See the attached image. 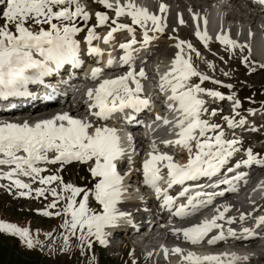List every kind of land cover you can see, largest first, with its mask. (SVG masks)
Returning a JSON list of instances; mask_svg holds the SVG:
<instances>
[{
  "label": "snow or ice",
  "instance_id": "1",
  "mask_svg": "<svg viewBox=\"0 0 264 264\" xmlns=\"http://www.w3.org/2000/svg\"><path fill=\"white\" fill-rule=\"evenodd\" d=\"M98 2L106 9H114L117 17L111 21L115 27L108 32L104 42L109 43L113 33L121 30H126L131 34L132 39L120 45L124 53L120 58L121 63L129 70L115 79L103 80L94 92L91 89L88 91L87 96L91 101L90 115L97 121H107L115 114H125L126 110H131L132 114L150 110L153 102L143 95L142 80L147 79L146 72L143 68L137 72L134 67L133 45L138 43L135 39V31L131 26L120 24L117 21L119 17L127 15L131 18L132 24L143 28L142 43L144 45L150 42L149 31L162 33L166 24L160 16L150 14L146 9L138 8L132 2L126 5H122L120 0H116L115 5L109 3V0H98ZM6 5V10L3 12L6 23L0 26V98L32 97L33 93L29 91L30 84H43L45 77L58 71L65 64H71L74 67L79 65V44L74 36L82 29L77 26L76 21L79 18L86 23L90 16L79 5L78 0H6ZM73 6H75L74 10H72ZM159 11L166 12V6L161 4ZM198 19L199 17L194 14L193 20ZM96 20L97 26H104L109 17L104 13H97ZM149 21L151 28L148 27ZM179 23L181 25L185 23L182 17ZM204 24H207L206 19ZM10 25L14 26V32L11 31ZM31 25L39 26L38 30ZM44 25L48 26L47 29ZM249 35L251 36V33ZM196 36L207 47L209 37L206 31L205 34H201L199 24H197ZM95 39H99L95 34V28L88 29L89 54L102 55L99 48L92 47ZM217 39L221 44L232 48L240 47L227 35H220ZM175 47L178 51L172 60L171 68L160 77L159 82L160 92L167 94V111L172 119L157 114L154 123H158L167 129L169 135L176 137L174 140H162L161 143L165 147L183 148L188 152V160L184 165L174 162V157L161 152L156 141L153 140L151 151L142 168L144 185L153 190L157 199L162 200V207L170 211L174 209L175 217L186 219L212 205L214 198L223 197L225 192H198L195 196H187L188 189H184L180 197H185L187 203L177 205L176 198L160 187L164 179L161 172L167 169L169 189L177 184L183 185L186 181L197 180L200 177L211 178L216 175L235 153L241 151L242 141L225 139V132L219 124L211 123L203 118L208 114L215 117L217 110L213 109L209 113L206 101L202 97L231 101L235 116L239 115L237 110L241 104L234 95L225 97L218 91L208 90L201 86L205 81L217 85L222 82L212 80L211 77L196 69L192 63V53H195L197 58L200 57V53L191 43L181 40ZM37 56L39 59L36 58ZM112 64L113 61L110 59L108 67L111 68ZM208 67L215 69L211 63ZM100 75H102V69L95 68L91 73V79L95 81ZM224 75L227 76L228 73ZM194 77L198 78L200 83H193ZM224 86L232 88V85ZM52 91L55 92L54 89ZM132 114L125 115L127 122L135 119ZM235 116L224 117L229 129L235 130L246 123L242 118L236 120ZM193 142L196 149L194 155ZM49 153L53 154L51 158ZM245 155L246 159L237 162L235 168H229L228 171H235L242 166L264 167V158H259L251 148L245 150ZM125 156H128L129 163H131V155L122 146L115 128L106 125L97 126L91 119L74 118L68 113L57 114L51 119L41 120L35 124L27 121L22 124H0V180L9 181L8 190L11 192L15 188L20 197H32L33 191L35 192L33 198L38 199L42 196L47 198L46 193L52 196L51 203L46 205L45 210L40 214L45 217L53 215L65 217L61 225L65 230L61 249L64 253L70 250L71 237H76L80 241L82 254L85 247L89 249L92 247V237H95L101 245H105L107 243L105 229L116 226L118 221L126 216L117 208L124 195V177L118 172L117 165ZM72 162L90 163L89 172L95 181L92 189L65 184L62 177L57 174L41 175L47 171L46 168L39 166L41 164L63 166ZM4 168L7 171H4ZM58 171H62V167ZM243 175L240 173L219 183L228 185L229 190L235 192L237 189L233 180L239 181ZM20 176L29 178L31 182H23L18 178ZM37 182L41 187L33 190L32 184ZM55 182H59L57 187H46ZM81 193L83 197L77 202L76 198ZM90 197L101 206L100 212L89 207ZM199 197H207V199H199ZM62 200L65 204L60 210L55 213L49 211V209H56ZM227 211L228 207L223 206V211L217 209V214L211 220L185 229L174 230V234L182 232L185 241L192 245L204 242L205 237L213 229L220 231L207 240L209 245L227 238L245 240L255 238L256 233L248 228H244L240 235L231 227L225 233L224 225L217 221L223 220L224 213ZM239 219L243 221L245 215L242 213ZM226 223L230 225L235 223V220L229 218ZM257 226H264V217L257 220ZM0 233L18 237L29 250L38 246L43 247L39 240L32 238L28 228H20L15 224L0 221ZM48 235L51 238V234ZM54 250L50 248V251ZM172 252L182 254V249L177 247ZM242 259L246 260L247 257L241 258L228 253L200 257L192 252L183 256L187 264H239ZM89 264H94V259L90 260Z\"/></svg>",
  "mask_w": 264,
  "mask_h": 264
},
{
  "label": "rangeland",
  "instance_id": "2",
  "mask_svg": "<svg viewBox=\"0 0 264 264\" xmlns=\"http://www.w3.org/2000/svg\"><path fill=\"white\" fill-rule=\"evenodd\" d=\"M78 2L79 5L90 16V19L86 23L79 18L76 21L77 26H79L82 30L77 33L74 38L77 40V42H79L78 44L84 45L87 42L88 29L95 28L96 36L98 34L108 33L112 28L111 26L113 25L111 21L117 19V17L110 12L111 10L104 9L103 13L109 17V20L104 26H97V13L95 12V9H93V7L90 6V3L86 0H78ZM6 6V0H0V26H3L6 23L3 17V12L6 10ZM74 7L72 10H74ZM124 19L128 20L131 18L127 16L124 17ZM167 24L169 25L171 23ZM189 25L191 26L189 23L186 24L187 27H189ZM31 26L38 30L39 26ZM171 26L175 30L180 27L187 28L184 25L181 26L180 23H174ZM44 27L47 29L48 26L44 25ZM10 29L13 32L15 31L14 26L10 25ZM188 29L193 37L188 34V39L182 36L171 41L176 44L181 40L191 43L193 47L200 53L199 58L196 57L195 53H192V63L196 69L199 72L211 77L212 80H218L222 82L220 85H217L209 81H205L202 86L205 88H217V90L225 97L234 95L236 99H244L246 101H244V108H249L247 105L251 103H254L251 107H254L256 104H258L256 109H253L250 111V113L248 111H238L239 115L235 116L236 120L240 117L248 116L249 114L253 115L252 113H254V116L264 114V92L262 90V88H264V67H261L264 65V63L260 62L259 58L253 56L249 47H247L242 41L235 40L237 43H239L237 45L240 46L237 48H232L229 45L226 46L222 44L214 46V49L206 48L202 43L200 44V39L198 40L195 31H193V29L190 27ZM114 35L115 39L113 38L111 40H117L116 38L119 36H125L124 34L120 33H116ZM158 42L159 43L157 44L160 46L159 48L161 50H165L168 41L163 39L158 40ZM240 44L244 46V48H242ZM245 58H247V62H245ZM209 63L215 66L214 70L208 67ZM224 73H228V75L225 76ZM193 82L200 83L199 79L195 77L193 78ZM224 85H233V88L224 89ZM227 102H229V100L225 99V104H221L220 107H216L212 105V103H207L209 113L211 110L215 109L217 110V115L212 117L210 114H208L203 117L204 119L209 120L211 123L219 124L225 132V139H238L242 141L240 145L241 151L235 153L226 164L233 166L237 163V160L239 162V159H246L247 157L245 155V150L248 148L252 149L257 147L260 149V153H258V155H264L263 141L257 142L254 140V138L248 136L239 137L237 135L231 134L223 128L222 124L224 125V117L232 118L235 115L232 108L228 110V108L224 106L227 104ZM261 130V132L264 133V127ZM209 135H212V133H209ZM256 140H258V138ZM182 158L183 156L180 155L179 159ZM61 167L62 171H58L61 169ZM84 167L79 168L78 163H74L73 165L65 167L57 165L54 174L61 176L65 184H72L76 187L84 189H92L95 181L91 177L89 166L87 165V169ZM58 183L59 182H55L50 187H57ZM64 195H67V193H64ZM16 196H19V194L14 193V191L0 196V221L15 224L20 228H28L32 238L34 240H39L43 247L38 246L29 250L18 237L0 233V264H88L87 260L90 261L93 259L94 264H133L132 256L136 252H130V250H126V252L123 253L122 258H120V251H106V249H104L102 245L99 244V241H96V239L92 238V247L90 249L85 247L83 254L81 253L80 241L76 237L70 238V250L66 253L62 252V236L65 234V230L61 227V225L63 224L65 217L63 215L45 217L40 213H32L30 211H32L31 209L35 208V204L38 201L37 198H33L35 195H32V197L20 198H17ZM46 197L47 198L42 196L40 198L41 204H39V202L37 203L38 211H41V209L45 210L46 205L51 203L53 199L52 196L46 193ZM82 197L83 193H81V195L76 198L77 202H79ZM15 198L17 200H13ZM64 204L65 201L62 200L56 209H49V211L55 213L56 211L60 210ZM89 207L96 212L101 211V206L92 197H90L89 200ZM14 214L17 217L12 216ZM1 216H4V218L1 219ZM48 234H51V238H49ZM77 235H79V233H77ZM50 248H54L55 250L50 251ZM138 256L139 254H137V257ZM255 264L260 263L255 262Z\"/></svg>",
  "mask_w": 264,
  "mask_h": 264
},
{
  "label": "bare ground",
  "instance_id": "3",
  "mask_svg": "<svg viewBox=\"0 0 264 264\" xmlns=\"http://www.w3.org/2000/svg\"><path fill=\"white\" fill-rule=\"evenodd\" d=\"M86 1H88L89 3L92 2L91 3L92 7L95 10H102L103 9L98 4L94 3L92 0H86ZM124 1L125 0H120V2H124ZM212 1L213 0H198V1H196V0H129V2L134 3L138 8H144V9H146L149 6H153L155 4V8L156 9H155V13L154 14L157 15V16H158L159 13H161L159 11L160 5L163 4V5L166 6L167 11L163 12L161 15H159L162 18V20L164 21V23L166 24V27L164 28V31L162 33L149 31L148 34H149V37L151 38L150 42H149L151 45H154V46L157 45V47H159L158 44H157V43H159L158 40H163L164 39L165 41H168L167 47L164 46V47H166V49L165 50H161L160 48H158V52H157V53H160L161 56H165V55L169 56L168 60H173L174 57H175V54L178 51V49L175 47L176 43H174L171 40L177 39L178 37H182V36L186 37L188 39V34L190 36H192L190 34L189 29H188L189 27H187L186 24L187 23L192 24V23L197 22V20L194 21L192 19V14H196V12L199 11L197 9H202V8H204V6H207V7L211 6ZM232 4L233 5L230 6V10L229 11H228V7H226L228 22L233 24L234 28L236 30H238L239 32H241L247 40H251V38H253L252 39V43L250 44V46L248 45L250 47L249 49L251 50V53L253 54V56L259 58L260 62L264 63V27H263L264 26V21L260 22V19H259V16H258L259 14H254V12L250 11V10H242L240 8V5L237 4L236 1H233ZM189 8H194L196 10H191L192 14L190 15V13L188 12ZM208 9H206L205 12ZM205 12L203 14H205ZM263 12H264V8L258 10V13H260V14L263 13ZM121 17L124 18V17H127V15H124V16H121ZM181 17H182V19L185 22L183 25L186 26L187 28L180 27V28L175 30L174 28H172L171 25L174 24V23H176V24L179 23V19ZM128 20H130L128 25L131 26L134 30H136L139 34H141L140 37H139V41L143 42L144 29L141 28L139 25L132 24L131 19H128ZM167 23H171V24L168 25ZM183 25H181V26H183ZM148 27L149 28L152 27L150 21L148 22ZM208 27H209V23L206 24L204 29L201 28L199 30L200 31L201 30L205 31L206 28H208ZM193 31H195V33H196L197 32V28L193 27ZM224 32L226 33V31H224ZM250 33H251V36L249 35ZM107 35L108 34H106V33L101 34L99 36V39H96L95 42L101 41L102 37L103 36L106 37ZM122 38L123 37H119L118 40H122ZM189 40H191V39H189ZM201 43H202V41L200 40V44ZM237 44H239V43H237ZM217 45H219L218 42H214L212 44V46H217ZM80 46H82V45L79 44V47ZM84 46L87 47L88 43H86ZM241 47L244 48V46H242V45H241ZM171 65H172V61L171 62H166V64L164 66L165 67H171ZM74 70H76V69H73L72 71H70V73L73 72V74H75ZM85 109L86 108L79 107V106H77L75 109L73 107L71 112L68 113V114L71 115L74 118L82 119L84 117L83 114H84V110ZM63 113H65V111H63ZM59 114H62V112L59 111ZM155 115H157V112L155 113ZM165 116H168L169 119H172V116L169 113H167ZM47 117H48V114H42L41 116H38V119L47 118ZM152 122H154V121H149V123H152ZM96 124L98 126L97 122H96ZM161 129L164 130L165 128L164 127L161 128V126L158 123H154L150 127H148V129H145V134L147 133V134H151V135H158V134L162 135L163 131ZM117 132H118V135L120 136V139H121V137H122L121 135L124 134V133L120 132V131H117ZM167 137L171 138L173 140L176 139L175 136H172V135H169V134H168ZM157 142H158L157 146L163 145V143H160L159 141H157ZM192 146H193V155H194L195 154V150H194L195 149V143L194 142H193ZM174 150H176V148ZM52 155L53 154L49 153V157L50 158H51ZM182 155H183L182 159H179V157L174 158V161L176 163L180 164V165L186 164L187 160H188V152L186 150H184ZM136 159H137L136 162H137L138 166H139V164L143 165V163L145 161V158L137 157ZM47 165L50 166L52 164H47ZM142 165H140V167H142ZM85 168H87L86 165H85ZM263 171H264V167H260L259 166L258 167V172L261 173ZM252 176H251V178H252ZM256 179L257 178H255L253 181L255 182ZM259 189H260V187H256L255 188V190H259ZM257 194H258V191L255 193V195H257ZM238 196L240 198L239 194H236V195H234V194H232V195L231 194H225L223 197H218L216 199V202L213 203V205L211 207L204 208V209L201 210V212L206 211L208 208L209 209L212 208L214 205H215L216 210L220 209V211H223V206H227L228 207V211L225 212L224 214H232L233 212L237 211V209H240V210L244 211L243 207H245L246 202L243 203V204H242L241 201L236 202V203H230V204L228 202L230 197H234L235 198V197H238ZM117 208L119 209L120 212H123V213L126 214V216H128L127 213L130 212V208H127V207H125L123 205H120V204L117 205ZM240 213H241V211H240ZM239 217H240V215H237L235 218H232V219H234L239 225L245 224L246 223L245 220H246L247 217H245V219L243 221H240ZM181 220L185 221L186 219H181ZM121 221L122 222L123 221L126 222L124 219H121ZM127 222L130 223V226H134L135 224L138 223L137 221H135L133 219L128 220ZM121 225H123V224H121ZM108 228H106L105 231H107ZM146 231H149V229H147ZM134 234L135 233H129V235L132 236V237H133ZM163 234H164V238H162V242L163 243H173L171 241H174V242L181 241L184 244H189L188 246L192 245L191 243H188V242L185 241L182 233L174 234V231H171V232L162 231L161 235H163ZM150 238H151L150 240L153 239L152 236ZM254 242H255L254 238L247 239V240H245V239L227 238L226 240L219 241V242L213 244V248H214L213 250L214 251H212V252H206L202 247H199V249L198 248H194V247H180V249H182V251H183V255L181 254L180 256L183 257L188 252L195 253L197 256H199V255H208V254H214V255L216 254V255H218V254H221V253L222 254L223 253H229L230 255L231 254H235L236 256H239V255H244L245 252H243V250H241V248H236V247H242V246H245V245H250V244H253ZM223 245H225L224 248L222 247ZM156 256H157V254L154 253V256L152 258H155ZM169 262H170V264H177L178 258L176 256L170 257L169 258ZM140 263H142V261L141 262L139 261V264Z\"/></svg>",
  "mask_w": 264,
  "mask_h": 264
}]
</instances>
